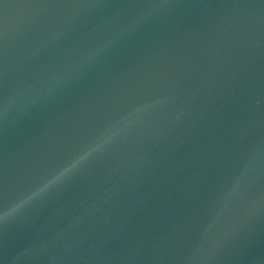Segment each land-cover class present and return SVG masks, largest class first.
<instances>
[{
  "label": "water",
  "instance_id": "obj_1",
  "mask_svg": "<svg viewBox=\"0 0 264 264\" xmlns=\"http://www.w3.org/2000/svg\"><path fill=\"white\" fill-rule=\"evenodd\" d=\"M0 264H264V0H0Z\"/></svg>",
  "mask_w": 264,
  "mask_h": 264
},
{
  "label": "clouds",
  "instance_id": "obj_2",
  "mask_svg": "<svg viewBox=\"0 0 264 264\" xmlns=\"http://www.w3.org/2000/svg\"><path fill=\"white\" fill-rule=\"evenodd\" d=\"M115 136L112 135V132L110 135L108 132L101 133L100 137L98 138V142L92 148L86 151L83 155L79 156L76 160H74L71 164H69L66 168H64L61 172H59L57 176H55L52 180L48 181V183L45 184L44 187L40 189V191L41 192L45 191L47 188H49L50 186L55 184L57 181L65 177L68 173L72 172L73 169L77 167V165L81 164L89 156H91L94 152H96L98 149L103 147V145L107 143L108 139L114 138ZM29 199H31V197H29Z\"/></svg>",
  "mask_w": 264,
  "mask_h": 264
}]
</instances>
